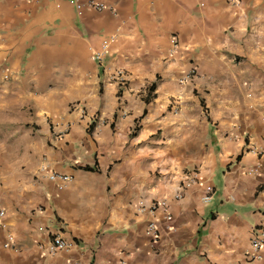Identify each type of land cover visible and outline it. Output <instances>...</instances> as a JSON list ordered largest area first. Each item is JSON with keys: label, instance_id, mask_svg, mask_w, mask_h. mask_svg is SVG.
<instances>
[{"label": "crops", "instance_id": "obj_1", "mask_svg": "<svg viewBox=\"0 0 264 264\" xmlns=\"http://www.w3.org/2000/svg\"><path fill=\"white\" fill-rule=\"evenodd\" d=\"M13 109L0 264H264V0H0Z\"/></svg>", "mask_w": 264, "mask_h": 264}, {"label": "built area", "instance_id": "obj_2", "mask_svg": "<svg viewBox=\"0 0 264 264\" xmlns=\"http://www.w3.org/2000/svg\"><path fill=\"white\" fill-rule=\"evenodd\" d=\"M82 6L84 5H81V4H78L76 3L75 4V8L77 10H80L82 8ZM87 8H91V9H94L96 11H100L103 9V6L100 5V4H94V3H87L85 5ZM112 41V38H109L108 40L106 41H103L99 47V50L94 52L93 53V59L95 61H100V59L102 58L103 54L105 53V51L107 50V47H108V44L109 42ZM172 44H173V47H175V40L173 39L172 40ZM189 74H185L183 76V80H187L189 78ZM117 79L119 81H121V84L123 82V79L120 75H118ZM260 121H261V124H262V128H263V132H264V112L261 113L260 115ZM263 152H264V146H263ZM196 177V173L195 172H192L191 173V178L190 179H194ZM47 179L51 182H53L56 186V188L58 190H61L64 185L69 181V178L67 176H64V175H61V174H57V173H48L47 174ZM202 201L203 202H207L208 201V197L207 196H204L202 198ZM160 205H162V203H160ZM156 204L151 206L149 209L150 212H152L154 209H156ZM2 218H3V211L0 210V226H1V221H2ZM164 219L165 220H169V216L167 214L164 215ZM146 232L147 234H149L151 237H152V240H156L157 238V228L155 226L154 223H148L147 226H146ZM73 246V244L71 242H68V241H65V240H62L61 238L57 237V236H53L48 242H45L44 246L38 244V248H44V252L46 254H53L55 253L56 251H64V252H67L69 249H71ZM3 247L4 248H7V249H12V250H15V247L14 245L12 244V242H10V239L5 243L3 244ZM250 248H251V254H252V257L254 259H259L260 258V254L261 252L264 251V232H261L259 231L257 234H255L251 241H250Z\"/></svg>", "mask_w": 264, "mask_h": 264}, {"label": "rangeland", "instance_id": "obj_3", "mask_svg": "<svg viewBox=\"0 0 264 264\" xmlns=\"http://www.w3.org/2000/svg\"><path fill=\"white\" fill-rule=\"evenodd\" d=\"M26 117L27 114L24 115L15 109L0 110V154L3 149L4 154H10L13 146L19 154L21 153L20 149L26 144L27 140L19 132L23 130L25 125L22 118Z\"/></svg>", "mask_w": 264, "mask_h": 264}, {"label": "trees", "instance_id": "obj_4", "mask_svg": "<svg viewBox=\"0 0 264 264\" xmlns=\"http://www.w3.org/2000/svg\"><path fill=\"white\" fill-rule=\"evenodd\" d=\"M153 88H150V90H152ZM84 170H87V168H83Z\"/></svg>", "mask_w": 264, "mask_h": 264}]
</instances>
